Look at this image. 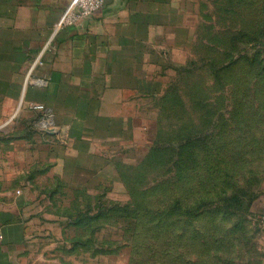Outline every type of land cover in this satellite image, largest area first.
Returning a JSON list of instances; mask_svg holds the SVG:
<instances>
[{
  "label": "crops",
  "instance_id": "crops-1",
  "mask_svg": "<svg viewBox=\"0 0 264 264\" xmlns=\"http://www.w3.org/2000/svg\"><path fill=\"white\" fill-rule=\"evenodd\" d=\"M66 3L0 0V264H25L31 233L61 213L124 201L139 215L135 200L161 183L191 182L196 204L234 167L252 186L205 209L228 216L229 232L240 215L244 262L264 264V144H234L231 128L216 139L233 118L226 93L245 71L239 55L219 64L202 52L192 0H103L92 17L59 26ZM166 188L167 208L186 198ZM194 209V220L205 213Z\"/></svg>",
  "mask_w": 264,
  "mask_h": 264
},
{
  "label": "rangeland",
  "instance_id": "rangeland-1",
  "mask_svg": "<svg viewBox=\"0 0 264 264\" xmlns=\"http://www.w3.org/2000/svg\"><path fill=\"white\" fill-rule=\"evenodd\" d=\"M192 1L199 16L194 30L201 36L202 52L216 57L219 64L226 62L228 52H233L246 65L245 71H235L228 78L233 86L226 94L233 102L227 104V109L230 108L233 118L227 119L226 125L223 120L217 125L223 128V133L216 135L217 142H224L225 131L231 128L234 144L247 140L264 144V0ZM219 89L224 90L220 86ZM16 120L15 116L3 128L15 125ZM2 126L0 121V129ZM2 146L6 148L7 144L0 136V149ZM171 169L164 176H173L175 170ZM245 169L234 167L231 182L218 181L216 190H207L196 204L191 182L177 187L161 183L154 197L142 203L135 200L141 208L139 215L133 216L122 207V197L118 198L122 201L120 206L105 208L103 213L96 214L92 205L82 209L88 213H61L52 218L54 221H44L47 228L31 233L37 242L30 244L25 264H245L248 254L241 245V216L233 215L234 231L229 232L225 230L230 225L228 216L209 214L206 210L210 199L213 204L220 203L219 197L232 190L234 196L240 197L241 189L252 186L251 179H245ZM217 172L224 175L221 168ZM166 186L174 190L173 194H185L181 204L166 207L173 203L162 191L167 190ZM147 188L148 183L142 190L146 192ZM109 202L112 201L107 200L105 207H109ZM198 203L205 213L194 220L193 211ZM76 210L79 209L72 208ZM155 211L160 213L153 216Z\"/></svg>",
  "mask_w": 264,
  "mask_h": 264
},
{
  "label": "built area",
  "instance_id": "built-area-1",
  "mask_svg": "<svg viewBox=\"0 0 264 264\" xmlns=\"http://www.w3.org/2000/svg\"><path fill=\"white\" fill-rule=\"evenodd\" d=\"M103 0H67L59 26H72L80 23L82 20L92 17L102 8ZM35 109H42L41 106H35Z\"/></svg>",
  "mask_w": 264,
  "mask_h": 264
}]
</instances>
